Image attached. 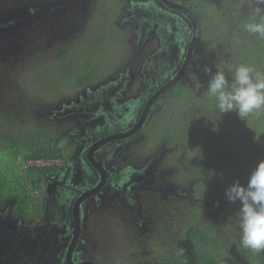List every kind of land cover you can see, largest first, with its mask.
I'll return each instance as SVG.
<instances>
[{
  "label": "trees",
  "instance_id": "1",
  "mask_svg": "<svg viewBox=\"0 0 264 264\" xmlns=\"http://www.w3.org/2000/svg\"><path fill=\"white\" fill-rule=\"evenodd\" d=\"M126 1L96 0L95 5L92 2V12L82 29L77 28L73 45H63L58 49L57 58L44 60L48 61L41 70L45 80L39 84L46 90L50 88L51 100L62 102L80 89L93 88L107 81L111 69L122 66L128 46L121 21ZM233 1L225 9L213 8V21L208 20L212 13L205 15L190 1L185 2L189 6L186 9L196 17L199 29L187 73L202 87L195 91V83L183 79L171 87L141 142L145 156H149L147 152L151 156L159 155V164L170 168L173 194L186 206L174 210L173 224L180 232L178 239L167 240L158 253L159 246L156 250L152 247L146 259L135 257L134 264H264V251L222 245V239L203 220V216L217 211L223 213L222 224L230 223L238 228L240 202L228 201L225 190L237 181L246 186L253 170L264 161V108L254 110L245 118L235 109L221 113L217 101L207 92L210 74L205 68H210L211 74L217 68L223 70L229 84L241 64L252 67L253 76L264 74V39L247 33L242 26L255 16L256 8L250 7L248 0ZM209 23L218 29L214 39L207 31L211 28ZM215 44L223 47L217 56L210 53ZM3 127L7 128L6 124ZM4 143L9 149L21 150L22 161L32 164L21 169L25 178L15 168L8 170L4 179L7 182H0V201H15L12 202L14 215L20 220L28 223L39 219L42 209L37 202H32L29 192L40 189L39 175L53 174L56 167H38L37 162L62 160L61 141L44 138L40 143L28 144L0 137V145Z\"/></svg>",
  "mask_w": 264,
  "mask_h": 264
},
{
  "label": "flooded vegetation",
  "instance_id": "2",
  "mask_svg": "<svg viewBox=\"0 0 264 264\" xmlns=\"http://www.w3.org/2000/svg\"><path fill=\"white\" fill-rule=\"evenodd\" d=\"M173 1L189 9L185 3L187 0ZM72 3L77 2L74 0ZM122 12V25H130L134 33H139L138 48L142 51L144 39L149 40L151 34L155 37V48L144 53L142 61H136L137 74H132L133 68L125 69V61H121L122 66L111 69L107 81L93 88L80 89L62 102L55 101L59 104L58 110L51 109L45 120H69L75 125L61 132L63 159L52 166H40L56 167L53 174L39 175L37 179L44 196L41 217L28 223L18 218L19 223L13 224L0 214V264H23L21 261L25 264H67L68 251L74 240L72 216L77 201L80 232L72 252H69V264H105V257L100 262H94L79 249L82 228L91 209L104 210L114 200L133 209L131 204L137 201V191L160 189V186L140 187L138 177L145 173L144 169L147 170L148 166L128 167L123 157L136 153L133 146L136 143L143 148L142 135L148 131L155 112L162 109L164 94L169 89L149 105V115L138 131L132 134L131 131L139 123L153 94L181 70L191 38V27L179 11L167 8L161 0H127ZM40 132L52 136L44 127L36 131ZM51 161L54 160L46 162ZM159 161L160 156L154 155L144 164L152 163L156 173ZM146 177L149 182L152 181L150 175ZM47 179L50 181L47 182ZM9 211L10 216L17 218L13 207ZM23 240L28 242L30 254L21 255L20 250H24L25 246L24 243L20 245ZM18 247L19 251H16Z\"/></svg>",
  "mask_w": 264,
  "mask_h": 264
},
{
  "label": "rangeland",
  "instance_id": "3",
  "mask_svg": "<svg viewBox=\"0 0 264 264\" xmlns=\"http://www.w3.org/2000/svg\"><path fill=\"white\" fill-rule=\"evenodd\" d=\"M73 1L0 0L1 139L34 144L42 138L60 139L61 132L69 130L75 125L69 120H45L51 109L58 110L59 104L49 97L50 88L46 90L43 84H39L45 80H43L44 75L41 70L43 64L48 61L44 60L57 58L58 49L63 48V45H73V38L78 32L77 28L82 29L92 12L91 3L93 2L95 5L96 2V0H75L77 3H72ZM248 1L250 7L264 9V3H260L259 0ZM190 3L199 7L202 12H205V15L212 13L208 20L213 21V8L218 6V8L225 9L227 3H234V1L208 0V5H205V0H191ZM157 4L161 7L159 3ZM210 27L207 28V31L210 32L209 36L214 39L213 34L218 33V29L211 24ZM124 31L128 39V46H126V52L121 61H125L123 63L125 69L133 68L132 74H134L138 70L136 61H142L143 54H146L152 47L155 48V37L151 34L149 40L144 39L141 51L137 46L139 33H134L130 25H125ZM222 49V45L215 44L210 49V53L217 56ZM4 124L7 128L3 127ZM42 127L52 133V136L43 135L42 132L36 133L35 129H42ZM133 146L137 151L135 154H127L123 157L125 165L132 168L144 167V163L150 159L152 153L147 152L149 156H145L139 143ZM21 158V150L9 149L8 144L0 145V182H7L4 179L10 168H15V172L22 174L25 178L26 175L21 169L30 167L32 162H23ZM55 164H57L56 161L37 162L38 167ZM156 171L162 182L159 191L149 189L137 191V209L134 216H137L139 220L133 216L134 212L130 206L115 203L116 200L111 203V206L107 205L104 210L91 209V214L84 222L83 231L81 230L82 243L79 247L88 259L100 262L105 257V264H109V259H111V264H134L135 257L146 259L149 249L152 247L156 250L159 246L156 250L158 253L164 243L174 242L178 239L180 232L178 227L173 224L174 210H179L186 204L181 198L175 197L172 192L162 193L163 189L173 188L170 168L158 163ZM41 189H32L29 193L32 202H37L43 208L44 196ZM12 202L15 201L1 200L0 214L8 222L16 224L19 223L18 218L10 216L9 211L13 207ZM108 207H110L109 210ZM227 208L229 209V206ZM161 212H165L164 215H161ZM157 214H160L159 218ZM222 214L216 211L211 216H203V220L211 225L216 235L222 239V245L231 247L239 245L240 228H234L230 223L222 224L220 221ZM23 223L27 222L23 221ZM21 263L25 264L23 261Z\"/></svg>",
  "mask_w": 264,
  "mask_h": 264
},
{
  "label": "clouds",
  "instance_id": "4",
  "mask_svg": "<svg viewBox=\"0 0 264 264\" xmlns=\"http://www.w3.org/2000/svg\"><path fill=\"white\" fill-rule=\"evenodd\" d=\"M259 2L264 3V0H259ZM254 12L259 19L257 20L255 16L250 18L243 23V29L251 35L264 39V14H261L264 9L257 7ZM194 51L195 47L186 72H188L193 59ZM205 72L210 74V79L207 81V92L215 98L217 108L221 113L231 112L235 109L241 118H245L254 110L264 108V74L256 73L253 76L254 69L241 64L235 69L232 83L229 84L223 70L217 68V71L211 74V69L205 68ZM182 79L187 82L191 81L188 73L180 80ZM191 82L195 83V91L202 87L199 82L194 80ZM54 161L60 162L61 160ZM156 174L158 175V172ZM225 197L232 203L239 201L241 205L238 241L240 247L255 252L264 251V161H261L253 170L246 186H242L239 181L234 182L225 190ZM29 247L28 242H25L24 250H20L21 255H27Z\"/></svg>",
  "mask_w": 264,
  "mask_h": 264
},
{
  "label": "water",
  "instance_id": "5",
  "mask_svg": "<svg viewBox=\"0 0 264 264\" xmlns=\"http://www.w3.org/2000/svg\"><path fill=\"white\" fill-rule=\"evenodd\" d=\"M161 2L167 8L179 11L187 19V21L189 22L190 27H191V38H190L189 45L187 46V50H186V54H185V58H184V63H183V66H182L181 70L178 71L177 74L172 79H170L165 86H163L161 89H159L158 91H156L153 94V96L151 97L150 101L148 102V105H147L143 115L140 118L139 123L137 124L136 128L131 131V134L136 132V131H138V129L140 128L142 123L148 117L149 110H150V106L149 105H151V103L154 100H156L161 94H163L166 90L170 89L177 81H179L182 78L184 72L187 70V65H188V63L190 61V58H191V55H192V52H193V48H194V44H195V42H196V40L198 38V34H199L197 20L193 17V15L186 8H184L182 5H179L178 3L168 2L167 0H161ZM66 113H67V111H66ZM147 166H148V167H146L147 170L144 169L145 173L138 177V183H139L140 187L145 188L148 185L153 186V187L160 186V183H162V182L158 180V175L153 171L154 170L153 164L149 163ZM147 174L151 176L152 181L149 182V180L146 177ZM49 181L50 180L47 179V182H49ZM162 192L163 193H165V192H174V190L171 189V188L170 189L166 188V189H163ZM79 200L82 201V199H79ZM78 205H79V201H77L75 203V210L73 211V216H72L73 217V223H74V229H73L74 240H73L72 246L70 245V249L68 251L67 261H66L67 264H69V262H70V254H69V252H72V250H73V248L75 246L77 237L79 236V232H80V224H81V222H80L79 214L77 212ZM131 205L134 208H136V206H137L136 202L132 203ZM134 208L132 210H133L134 213H136V209H134ZM77 233H78V235H77ZM34 241L36 243V240H34ZM25 242H27V241H24V240L21 241L20 245L23 244V243L25 244ZM16 251H19V247L16 248Z\"/></svg>",
  "mask_w": 264,
  "mask_h": 264
}]
</instances>
